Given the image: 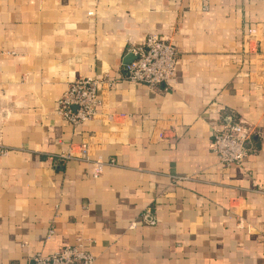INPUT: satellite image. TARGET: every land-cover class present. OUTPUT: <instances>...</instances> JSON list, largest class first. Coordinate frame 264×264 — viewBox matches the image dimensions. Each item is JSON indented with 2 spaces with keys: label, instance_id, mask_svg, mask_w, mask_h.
I'll use <instances>...</instances> for the list:
<instances>
[{
  "label": "crops",
  "instance_id": "1",
  "mask_svg": "<svg viewBox=\"0 0 264 264\" xmlns=\"http://www.w3.org/2000/svg\"><path fill=\"white\" fill-rule=\"evenodd\" d=\"M149 35L177 48L169 85L126 80ZM88 77L115 86L73 127L56 105ZM230 115L242 166L210 149ZM0 146V264L79 239L96 264H264V0H0Z\"/></svg>",
  "mask_w": 264,
  "mask_h": 264
},
{
  "label": "built area",
  "instance_id": "2",
  "mask_svg": "<svg viewBox=\"0 0 264 264\" xmlns=\"http://www.w3.org/2000/svg\"><path fill=\"white\" fill-rule=\"evenodd\" d=\"M208 9L207 5L203 6L204 11ZM129 53L134 60L126 67L128 82L157 88L169 85L174 80L178 68V52L171 38L149 35L141 46L129 47ZM114 86V81L105 78H79L69 84L58 100L56 113L73 127L93 121L100 114L103 89ZM253 133L245 121L230 115L221 126L215 128L210 145L211 152L224 167L242 166L250 156ZM7 152L8 149L0 146V155H6ZM74 158L72 154L58 157L59 160ZM78 159L89 161L88 151L84 149ZM108 165H115V162L95 161L94 177H99ZM145 217L151 225L156 224L150 214ZM54 234L55 228L52 227L48 238ZM29 264H96V258L86 249L84 240L79 239L76 245L61 248L53 255L37 254L31 258Z\"/></svg>",
  "mask_w": 264,
  "mask_h": 264
},
{
  "label": "water",
  "instance_id": "3",
  "mask_svg": "<svg viewBox=\"0 0 264 264\" xmlns=\"http://www.w3.org/2000/svg\"><path fill=\"white\" fill-rule=\"evenodd\" d=\"M133 60H134V57H133L132 61L130 62V64L133 62Z\"/></svg>",
  "mask_w": 264,
  "mask_h": 264
}]
</instances>
